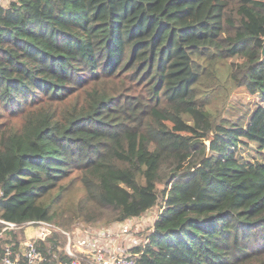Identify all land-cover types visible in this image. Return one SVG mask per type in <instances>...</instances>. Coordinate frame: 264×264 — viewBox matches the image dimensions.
I'll use <instances>...</instances> for the list:
<instances>
[{"label":"trees","instance_id":"trees-1","mask_svg":"<svg viewBox=\"0 0 264 264\" xmlns=\"http://www.w3.org/2000/svg\"><path fill=\"white\" fill-rule=\"evenodd\" d=\"M263 37L264 0L0 5V264L154 208L137 264H264Z\"/></svg>","mask_w":264,"mask_h":264},{"label":"built area","instance_id":"built-area-1","mask_svg":"<svg viewBox=\"0 0 264 264\" xmlns=\"http://www.w3.org/2000/svg\"><path fill=\"white\" fill-rule=\"evenodd\" d=\"M9 1L0 0V5L4 6ZM4 224L8 228H14L11 223L4 222ZM29 226H32L34 231L31 237L23 244V250L14 251L10 246L5 247L1 264H51V260L37 249L36 242L44 240L51 233L53 227L44 222L29 223L27 227ZM88 233L75 232L73 235L66 234L67 244L65 252L70 256H74L75 251L84 257L83 261L72 260L66 264H137V260L148 242V238L134 240V246L128 250L120 247L109 248L107 244L99 241L102 236L100 233L94 231ZM135 247H140V250L132 252Z\"/></svg>","mask_w":264,"mask_h":264},{"label":"rangeland","instance_id":"rangeland-1","mask_svg":"<svg viewBox=\"0 0 264 264\" xmlns=\"http://www.w3.org/2000/svg\"><path fill=\"white\" fill-rule=\"evenodd\" d=\"M239 92L240 91H238L237 93ZM237 93L233 94V96L231 97V100L236 101L235 95ZM210 139L203 140V142L208 144L210 142ZM189 147H190V150L193 152L194 151L193 147H191L190 145ZM241 154H242L243 160L248 163L255 162V161L261 162L260 154L256 153L252 149L241 151ZM160 210L161 209L159 208H154L148 213H146L141 219H137V218L127 219L126 221H123V222L112 223L110 226H107V227L103 225L101 226H98V225L87 226L86 225V226L79 228L78 226L80 225L82 226V223H79V225L77 226L78 228L76 227L77 229L75 230V232L88 233V232L94 231L96 233H100L102 236L99 239V241L101 243L107 244L109 248L110 247H120L121 249L128 250L134 246V240H142L145 237V235H147L149 229H151L153 222L157 219V216L160 214ZM57 229H60V228L57 227ZM33 231H34V228L32 226L26 227L24 229L25 239L31 236ZM19 246H20L19 249L23 250L24 248L23 245L21 244ZM73 247L75 246L73 245Z\"/></svg>","mask_w":264,"mask_h":264},{"label":"crops","instance_id":"crops-1","mask_svg":"<svg viewBox=\"0 0 264 264\" xmlns=\"http://www.w3.org/2000/svg\"><path fill=\"white\" fill-rule=\"evenodd\" d=\"M30 237H31V236H29L27 239H25L23 242H21L20 245H21V244L23 245V244H24V243H25ZM19 248H20V246L18 247V249H19ZM18 249H17V250H18Z\"/></svg>","mask_w":264,"mask_h":264},{"label":"water","instance_id":"water-1","mask_svg":"<svg viewBox=\"0 0 264 264\" xmlns=\"http://www.w3.org/2000/svg\"><path fill=\"white\" fill-rule=\"evenodd\" d=\"M262 55H264V37H263V45H262V51H261Z\"/></svg>","mask_w":264,"mask_h":264}]
</instances>
